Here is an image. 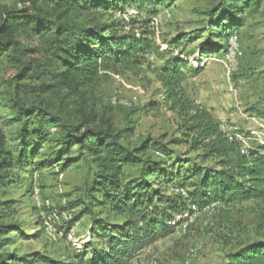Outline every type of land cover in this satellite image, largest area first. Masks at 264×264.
I'll list each match as a JSON object with an SVG mask.
<instances>
[{
	"label": "trees",
	"instance_id": "1",
	"mask_svg": "<svg viewBox=\"0 0 264 264\" xmlns=\"http://www.w3.org/2000/svg\"><path fill=\"white\" fill-rule=\"evenodd\" d=\"M175 1L25 0V7L5 13L1 19L0 57L5 56L18 69L11 98L4 105L12 109L15 118L4 119L18 121L20 128L11 145L0 130V187L18 182L13 168L40 169L62 162L64 170L84 154L94 164L93 180L66 210L83 208L59 227L68 235L84 215L94 217L93 209L100 208L93 218L92 240L70 264H128L135 254L174 233L182 223L176 221L177 215L189 211L191 205L201 210L217 203L226 209L252 200L261 209L259 234L264 229V145L242 152V141L230 138L208 109L189 98L184 84L190 62L180 50L187 35L178 33L175 41L157 40L153 21L162 6ZM263 3L218 1L208 10L209 33L229 39L246 14L259 12ZM131 10L135 13L129 14ZM24 28L40 42L23 43L17 32ZM209 47L211 52L218 50L216 44L201 45L202 50ZM36 52L41 57L28 59ZM147 71L154 73L165 104L180 118V136L175 143L187 146V153L195 152V157L182 160L168 145L154 139L130 146L122 132L91 126L92 118L74 119L72 113L55 110L51 104L29 107L23 96L29 94L27 85L21 84L25 79L43 80L32 87L38 94L66 88L86 100L111 74L141 77ZM200 71L196 68L192 75ZM46 143L55 145L50 156L41 153ZM74 145L78 157L71 156ZM151 151L163 157L156 159ZM40 154L44 160L33 163ZM131 169H137L138 174L130 175ZM169 185H180L186 193H169ZM104 212L107 216L101 217ZM112 217L121 221L111 223ZM3 226L0 224V231ZM94 237L98 241H93ZM222 264H264V238L230 249Z\"/></svg>",
	"mask_w": 264,
	"mask_h": 264
},
{
	"label": "rangeland",
	"instance_id": "2",
	"mask_svg": "<svg viewBox=\"0 0 264 264\" xmlns=\"http://www.w3.org/2000/svg\"><path fill=\"white\" fill-rule=\"evenodd\" d=\"M24 1L0 0V25L4 14L22 9L27 5ZM218 1L176 0L162 6L153 21L157 40L163 43V39L175 41L178 33L187 35L185 46L180 48L190 62L184 84L187 95L196 105L208 109L237 139L247 142L248 147L261 146L264 145V3L259 12L252 16L246 14V19L234 30L239 53L233 54L226 36L209 33L208 10ZM133 13L135 11L131 10L129 14ZM17 34L25 44L40 42L27 28L18 30ZM203 44H216L218 50L211 52L210 47L202 50ZM164 48L167 45L164 44ZM40 55L31 53L28 59ZM151 60L155 66L160 65L153 57ZM196 68L201 71L192 75ZM17 73L16 64L5 56L0 57V130L6 135L8 145L13 143L20 128L18 121L4 119L15 118L12 109L4 105L11 98ZM42 81L25 79L21 82L27 85L29 92L23 95L27 106L35 107L43 102L51 104L55 110L72 113L74 119L90 117L91 126L122 132L124 142L133 147L154 139L168 145L182 160L196 156L195 152L187 153V146L175 143L180 136V118L165 104L161 84L150 71L141 77L130 73L111 74L86 100L66 88L38 94L32 87ZM54 147L46 143L41 153L50 156ZM150 153L156 159L163 157L156 151ZM42 154L36 156L33 163L43 161ZM78 155L77 145H74L71 156ZM61 163L40 169L35 166L13 168L11 171L18 175V182L0 187V224L4 225L0 231V264H70L72 257L92 240L91 227L99 206L93 209L94 217L84 215L68 235L59 229L83 208L66 210L93 180L92 158L84 154L64 170ZM184 166L190 167L186 163ZM129 174L137 175V169L129 170ZM166 188L169 193L186 190L180 185ZM216 206L200 210L191 205L189 211L177 215L176 221L182 223L174 233L135 254L128 264L154 261L157 264H222L230 249L264 238V229L262 235L259 234L263 221L257 202L245 201L226 209ZM106 216V212L101 214V217ZM111 219V223L121 221ZM183 225H187L186 232L180 233ZM13 227H17L16 230L12 231ZM93 241L98 239L94 237ZM192 250L195 252L191 253Z\"/></svg>",
	"mask_w": 264,
	"mask_h": 264
},
{
	"label": "built area",
	"instance_id": "3",
	"mask_svg": "<svg viewBox=\"0 0 264 264\" xmlns=\"http://www.w3.org/2000/svg\"><path fill=\"white\" fill-rule=\"evenodd\" d=\"M237 39H238V36H237V33H233L230 37H229V50L230 52H232L233 54H237L239 53V49L237 47ZM222 129L227 133V135L232 138V137H236V135H234L231 131H229L228 129L224 128L223 125H221ZM237 138V137H236ZM242 140V139H241ZM243 141V140H242ZM243 143V146H242V152H246L247 151V148H248V143L247 142H242ZM178 192H181L182 194H185V190H182V191H178ZM217 205V203H213L212 205L208 206L207 209L209 208H214L215 206ZM196 207L194 206V209ZM186 228H187V225H183L182 228L180 229V233L181 232H186ZM195 250H192L191 253H194ZM151 264H157V261H154L153 263Z\"/></svg>",
	"mask_w": 264,
	"mask_h": 264
}]
</instances>
